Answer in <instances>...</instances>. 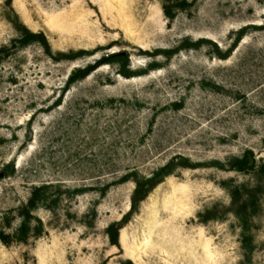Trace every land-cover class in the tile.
Wrapping results in <instances>:
<instances>
[{
  "label": "rangeland",
  "instance_id": "374dc122",
  "mask_svg": "<svg viewBox=\"0 0 264 264\" xmlns=\"http://www.w3.org/2000/svg\"><path fill=\"white\" fill-rule=\"evenodd\" d=\"M0 264H264V0H0Z\"/></svg>",
  "mask_w": 264,
  "mask_h": 264
},
{
  "label": "trees",
  "instance_id": "16d2710c",
  "mask_svg": "<svg viewBox=\"0 0 264 264\" xmlns=\"http://www.w3.org/2000/svg\"><path fill=\"white\" fill-rule=\"evenodd\" d=\"M126 58L123 54H113L112 56H109L106 59L101 60L100 62L96 63L94 66H89L83 70H79L78 72H76V74L72 77L70 83H74L76 81H81L84 80L86 78H88L93 72H95L103 63H107V62H116L118 60L124 59ZM124 76L126 78H130L132 77L131 74H128L127 72L124 73ZM242 166L246 169H251L252 166L250 164V160L249 158H245L242 162H241ZM136 201V198H134V202ZM120 226H112L109 229V236L111 237V242L113 245L118 246V232L120 230Z\"/></svg>",
  "mask_w": 264,
  "mask_h": 264
},
{
  "label": "water",
  "instance_id": "95a60500",
  "mask_svg": "<svg viewBox=\"0 0 264 264\" xmlns=\"http://www.w3.org/2000/svg\"><path fill=\"white\" fill-rule=\"evenodd\" d=\"M249 160H250V164L253 165L254 164V160L252 157H249Z\"/></svg>",
  "mask_w": 264,
  "mask_h": 264
}]
</instances>
